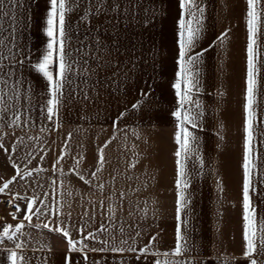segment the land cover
<instances>
[{"label":"crops","instance_id":"0c3cea01","mask_svg":"<svg viewBox=\"0 0 264 264\" xmlns=\"http://www.w3.org/2000/svg\"><path fill=\"white\" fill-rule=\"evenodd\" d=\"M76 2L79 6L66 17V51L70 61L78 63L73 64V72L68 74L71 83L63 90L58 127L45 118L44 106L50 98L47 81L33 68L46 48L43 29L48 0H18L15 5L4 0L0 9V38L5 39L16 58L0 62L3 68L0 78L8 81L7 88L0 84V89L8 91L5 123L17 110L23 121L18 127L0 126V143L8 149L6 153L0 148V187L17 175L13 163L20 172L9 188L0 193V219L12 216L4 202L18 194L23 199L12 201L21 208L16 219H23L27 202L33 198V211L40 208L41 213H47L38 218L52 226L61 223L75 240L83 238L78 231L81 226L86 235L103 224L106 231L97 233L96 240L89 241L91 246L99 247L100 240L125 248L127 244L121 245V240L137 249L149 245V255L139 260L137 254L127 252L89 253L90 260L97 264H154L153 254L174 248L175 230L180 223L182 234L189 236L194 247L191 257L203 260V264H223L225 257L235 256L237 264H245L241 253L246 0H197L205 9L203 27L189 55L207 51L193 66L194 71L198 70L199 83L191 93L193 102L185 105L197 123L195 129L186 126L197 139L191 143L192 151L184 161L189 182L185 190L188 203L180 222L175 218L174 153L178 145L174 139L176 121L171 115L178 107L172 87L179 70L178 0H140L139 17L147 18L153 11L155 17L147 28L134 21L121 32L119 44L112 39L113 33L105 30L106 21L101 24L92 17L87 21L81 19L90 6L88 0ZM259 7L262 19L256 48L259 71L252 141L256 165L253 182L257 192L250 193L257 205V228L264 220V0ZM120 23L123 25V21ZM225 31L227 37L221 42L218 37ZM98 37L112 48L113 57L119 61L115 76L111 68L91 78L83 75V68L97 67ZM0 52L8 55L7 48H0ZM85 95L89 99L85 100ZM135 103L140 104L139 109L132 108ZM106 141L111 143L104 149L103 170L98 179H93L90 173L95 171L98 149ZM61 154L64 159L56 165ZM81 156L79 173L92 180L91 184L70 171L74 158ZM132 163L136 164L134 168L130 166ZM27 172L31 175L26 176ZM99 184L104 185L103 191L98 189ZM17 235L16 240H5L0 245V264H10L5 249H14L19 242L26 245L28 264H43L45 256L47 264H62L67 251L62 234L30 227ZM153 236L157 239L149 244ZM155 258L165 259L162 255Z\"/></svg>","mask_w":264,"mask_h":264},{"label":"snow or ice","instance_id":"6c2138e0","mask_svg":"<svg viewBox=\"0 0 264 264\" xmlns=\"http://www.w3.org/2000/svg\"><path fill=\"white\" fill-rule=\"evenodd\" d=\"M10 3L17 4L18 0H10ZM89 7L85 9L82 20L87 21L89 17H92L96 23L103 24L107 22V28L105 30L113 33L112 39L115 44H119V36L122 31H126L132 23L135 21L142 27L147 28L152 19L155 17V11L152 15L141 19L138 15L140 9V0H88ZM48 10L46 13L45 27L43 29L44 35L47 38L46 48L42 57L37 63L33 65L36 72L40 73L43 78L47 81L49 97L44 108L46 109L45 118L53 122L56 127L59 126V109L62 106L64 100V88L66 85L71 83L69 73L73 72V64L78 63L77 61H70V54L66 51V39H67V14L72 12L74 7H78L76 0H48ZM247 12H246V25L248 32V43H247V79H246V94H245V122H244V154H243V180H242V239L244 242L241 256L243 257L245 264H264V220L259 223L257 228V205L253 203V196L250 193H256L257 187L253 182V170L256 165L253 159V120L255 119V112L253 106L256 103V89H257V73L259 69L256 65V57L258 52L257 48V37L261 34V19L262 13L260 11L261 0H246ZM4 7V0H0V9ZM179 15L177 19L178 25V71L176 72V81L172 85L175 89V96L178 98V107L171 113L176 121V131L174 133L175 143L178 145L177 150L174 153L176 157V180L175 186L177 189L176 199V220L181 221V212L187 206V199L185 190L189 187V182L185 178V159L188 154L191 153V143L197 139L192 131L186 125H190L191 128L197 127L196 118L190 111L185 110V105L192 103V91L199 83L197 79L198 70L194 71L193 66L198 64L200 58L203 56V52L207 49L197 52L195 55H189V52L195 47L196 41L200 37L202 31V18L204 16V7L201 6L197 0H178ZM148 12V9H144ZM7 15V13H5ZM189 18H185V17ZM97 18H100L97 20ZM123 21V25H121ZM227 31L221 34L218 39L223 42L227 37ZM97 55L95 60L97 62L96 69L83 68V75L91 78L93 75H97L98 72H103L111 68L112 75H117L119 71V61L112 55V48L104 44L102 38H97L96 41ZM0 48H7L8 55L0 52V62L11 59H16L12 54L11 47L8 46L4 38H0ZM118 51V49H117ZM187 57V59H186ZM58 61V67L54 68V64ZM18 63L23 61L17 60ZM88 61L84 60V64L87 65ZM0 71L3 68L0 67ZM11 72L8 73L11 76ZM0 84H3L5 88L8 86L6 79L0 78ZM183 84V88H182ZM148 93H142V96H146ZM8 96V91L0 89V126L12 127L20 126L23 122L21 114L17 110L13 113V118L5 123L6 114L8 111V103L5 97ZM87 100L89 97L84 96ZM196 107L199 108L200 104L198 101L195 102ZM133 109H139L140 104L135 103L132 105ZM42 112L44 110L42 109ZM123 115V114H121ZM54 117L56 118L54 120ZM43 130V129H42ZM68 139H71V133L68 135ZM111 141H106L103 147L98 149V159L95 166V171L90 173V177L98 179V173L103 170L105 163L104 149L108 146ZM67 147V145H65ZM0 148L4 149L7 153L8 149L4 147L3 143H0ZM13 152L15 151V145H13ZM11 159V157H9ZM64 159V155L61 154L56 165L60 164V161ZM75 163L70 171L76 173L81 181L87 184H91L92 180H86L84 175L79 173V165L83 157L74 158ZM202 162V161H201ZM56 165H53L54 170ZM17 169V175L11 179L5 181L0 187V193H4L5 190L16 180L17 176L20 175L19 168L15 163L12 165ZM131 167H135L136 164L132 163ZM63 172V169H59ZM26 176H30L31 172L25 173ZM55 183V181L53 182ZM220 183L219 181L217 182ZM98 189L103 191L104 185H97ZM222 190V189H221ZM121 196L124 193L120 194ZM23 199L16 196L9 199L6 203L12 204L13 200ZM35 199L29 198L23 220L13 226L8 224L3 227L0 232V245L5 243V240L13 241L18 238L17 234H22V230L25 227L23 221H27L31 224L33 216L39 217V215H47V213H41L40 208H36L33 211ZM43 204V201H41ZM14 211L11 213L13 219H16V213L21 211L19 204H13ZM111 211V209H110ZM71 214L69 213V216ZM87 215V213H85ZM36 228H44L50 232L62 234L66 238L67 251L63 257L62 264H97V261L90 260L89 253H118L123 255L124 253H134L136 259L139 260L141 256L147 257L149 255V245H145L142 248L137 249L134 244H128L127 240H121V245L127 244V247L117 246L109 244L106 240H100L99 247L91 246L89 241H95L97 233L106 231L103 224H101L95 232L88 231L85 235L86 229L81 226L78 231L83 237L81 240H75L71 238L70 232L66 227H63L61 223L52 226L50 222L34 225ZM123 231V229H121ZM140 234L137 233V236ZM114 239V237H113ZM156 236L151 237L149 244L155 242ZM26 245L23 242L15 243L14 249H5L8 253V260L10 264H28L29 257L25 251ZM19 250V252L17 251ZM41 249L40 251H42ZM194 250V247L190 245L189 236L182 234L180 223L177 224L175 230V246L170 251H164L163 253L153 254L154 264H203V260L197 259L190 256V252ZM37 251V250H34ZM50 253V249L48 250ZM162 255L165 257L164 260L156 259L155 257ZM175 257L177 259H171ZM43 264H47V256L43 261ZM223 264H237V258L225 257Z\"/></svg>","mask_w":264,"mask_h":264},{"label":"rangeland","instance_id":"374dc122","mask_svg":"<svg viewBox=\"0 0 264 264\" xmlns=\"http://www.w3.org/2000/svg\"><path fill=\"white\" fill-rule=\"evenodd\" d=\"M7 200V199H6ZM5 200V201H6ZM5 203V202H4ZM23 219L19 220V219H13L12 216H10V218H6V219H0V232H2L1 230V226H6L8 224H11L13 226V228H15V225L19 222H21ZM46 220L42 219V218H33L31 221V224H29L27 221H23L25 224L24 228H30V227H34V225L37 224H42L44 223ZM35 228V227H34Z\"/></svg>","mask_w":264,"mask_h":264},{"label":"built area","instance_id":"2783aa9c","mask_svg":"<svg viewBox=\"0 0 264 264\" xmlns=\"http://www.w3.org/2000/svg\"><path fill=\"white\" fill-rule=\"evenodd\" d=\"M8 200H9V199H7V200L5 201L4 206H5V208H6L7 210H9L10 212H13V211H14L13 204H15V203H13V202H12V204L6 203ZM3 227H4V226H1V230H3Z\"/></svg>","mask_w":264,"mask_h":264}]
</instances>
